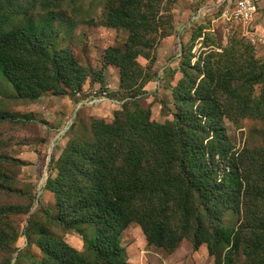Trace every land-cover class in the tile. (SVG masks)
<instances>
[{
    "label": "trees",
    "instance_id": "1",
    "mask_svg": "<svg viewBox=\"0 0 264 264\" xmlns=\"http://www.w3.org/2000/svg\"><path fill=\"white\" fill-rule=\"evenodd\" d=\"M25 1L0 0V70L22 98L37 100L61 88L70 62L51 23L62 0H43L48 23L13 27L28 15ZM114 3L111 25L129 29L134 41L164 19V0ZM218 48L202 52L195 64L192 56L186 61L173 120L155 122L151 110L140 106L117 113L112 122L94 119L92 139L73 140L56 178L48 179L46 189L59 210L56 217L47 211L49 219L84 241L96 257L92 264H128L122 239L133 225L149 247L169 253L188 238L196 250L205 244L227 249L236 238L251 264H264V142L238 151L225 124L264 122V61L245 38ZM109 51L121 65L123 82L130 56ZM230 214L238 215L234 226L227 224ZM89 229L92 238L85 234ZM42 236L43 253L56 264H85L66 244Z\"/></svg>",
    "mask_w": 264,
    "mask_h": 264
},
{
    "label": "rangeland",
    "instance_id": "2",
    "mask_svg": "<svg viewBox=\"0 0 264 264\" xmlns=\"http://www.w3.org/2000/svg\"><path fill=\"white\" fill-rule=\"evenodd\" d=\"M24 1L19 0L20 4ZM207 1L164 0V19L157 18L155 28L149 27L134 41L129 29L110 23V10L117 5L114 0H62V8L51 21L57 46L67 50L70 62L61 88L44 92L37 100L25 99L0 70V264H41L43 259L46 264H56L40 246L44 233L56 245L66 244L85 264L95 262V255L80 237L49 219L48 212L56 217L59 210L55 195L46 189L48 179L56 178L68 145L73 140L92 139L94 119L112 122L117 113L133 112L140 106L151 110L155 122L173 120L186 61L192 56L195 64L202 52L225 48L232 38L251 42L256 57L264 61V44H255L248 32L252 25L229 22L218 8L202 11ZM25 2L28 15L14 20L13 27L49 22L51 15L43 11L45 1ZM110 47L130 56L125 59L123 82L121 65L114 61ZM103 92L108 93L107 101L84 104L91 95ZM135 95L137 101H130ZM225 124L238 151L264 142L262 121L226 120ZM228 216L227 224L234 226L238 215ZM85 234L92 238V229ZM122 247L128 264H251L244 244L236 238L230 248L216 244L212 250L209 244L196 250L193 239L188 238L178 251L169 253L149 247L142 230L133 225L125 231Z\"/></svg>",
    "mask_w": 264,
    "mask_h": 264
},
{
    "label": "built area",
    "instance_id": "3",
    "mask_svg": "<svg viewBox=\"0 0 264 264\" xmlns=\"http://www.w3.org/2000/svg\"><path fill=\"white\" fill-rule=\"evenodd\" d=\"M207 2L208 4L201 8L202 11L209 8H218L221 11V17L233 23L249 24L254 20V15L259 11L257 0H208ZM202 11L198 17L201 16ZM252 34L251 39L255 44H264V36L254 32ZM89 98L92 99L85 101L84 104H97L101 101H107L108 93L103 92L101 95L93 94Z\"/></svg>",
    "mask_w": 264,
    "mask_h": 264
},
{
    "label": "crops",
    "instance_id": "4",
    "mask_svg": "<svg viewBox=\"0 0 264 264\" xmlns=\"http://www.w3.org/2000/svg\"><path fill=\"white\" fill-rule=\"evenodd\" d=\"M257 5L259 6V11L254 15L250 23L252 25V30L250 33H257L264 36V0H257Z\"/></svg>",
    "mask_w": 264,
    "mask_h": 264
}]
</instances>
